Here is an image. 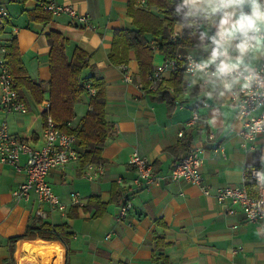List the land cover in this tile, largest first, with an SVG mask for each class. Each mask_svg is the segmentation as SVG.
<instances>
[{
    "label": "crops",
    "instance_id": "1",
    "mask_svg": "<svg viewBox=\"0 0 264 264\" xmlns=\"http://www.w3.org/2000/svg\"><path fill=\"white\" fill-rule=\"evenodd\" d=\"M56 2L87 16L88 23L94 27L82 25L66 13L51 15L45 23L30 21L27 10L37 6V0H0L8 12L0 37L16 41L27 74L43 82L46 89L50 78L46 40L49 31H58L67 39L68 58L75 48L88 53L81 76L93 75L104 80L105 120L111 130L101 150L102 161L97 163L102 166V172L91 180L84 175L86 164L81 165L79 157L49 172L48 182L65 205L64 213L49 211L45 205L38 204L33 193L27 199L14 196L16 187L26 179L25 154L20 155L18 170L0 163V264L8 256V238L21 235L28 225L37 226L38 220L54 225L65 223L70 237L65 244L16 241L13 249L18 245L20 251L16 264H28L20 262L24 259L23 241L54 245L58 250V264H264V235L256 234L264 221L247 222L239 208L229 214L228 202L219 204L212 196L204 195L197 185L166 177L191 147L202 144L200 172L206 184L212 189L245 186V168L264 171V134L245 141L239 132L222 131L219 125L215 129L189 125L192 112L202 105L183 96L169 111L164 101L144 91L132 53L126 63L131 81L123 80L120 65L110 64L107 54L113 31L132 28L127 14L131 0ZM144 9L163 17V12L155 7L147 5ZM164 58L154 49L152 66ZM171 74L165 73L162 80ZM18 93L26 112L6 113L0 108V122L5 120L9 133L39 148L43 143L45 121L41 113L47 103V92L39 104L26 89ZM87 109L88 95L83 93L73 107L74 116L68 125L78 126ZM209 131L212 138L207 137ZM134 150L145 156L154 173L162 177L148 189L133 183L135 172L128 159ZM77 151L80 156L84 149L77 147ZM71 192L79 195L81 207L86 205L89 196H99L106 204L102 215L93 217L94 209L82 210L71 201ZM123 194H127L132 208L118 221L117 210ZM74 205L76 215L69 217ZM38 208L45 210L44 218L36 215ZM156 236L163 237L164 247H156Z\"/></svg>",
    "mask_w": 264,
    "mask_h": 264
},
{
    "label": "trees",
    "instance_id": "2",
    "mask_svg": "<svg viewBox=\"0 0 264 264\" xmlns=\"http://www.w3.org/2000/svg\"><path fill=\"white\" fill-rule=\"evenodd\" d=\"M148 7H155L163 12L159 17L150 10L138 9L133 6V1L128 6L127 14L131 17V29H115L111 46L107 54L108 62L112 65L125 64L132 53L137 63L138 76L144 91L164 101L169 111L175 107L176 101H181V73L182 70L171 72L168 79L161 80L154 89L148 88L146 74L153 68L152 59L154 49H157L165 58H175L178 54L186 53L190 49L191 42L187 39H175L172 37L174 19L171 15V0H147ZM8 17V16H7ZM7 17L0 25L7 23ZM28 20L45 23L50 20L51 14L37 4L33 9L27 10ZM152 38V39H149ZM6 41L2 39L7 48L6 58L12 76V87L20 92L26 89L35 103H42L47 92V108L41 113L43 122L46 115L57 124L58 128L65 133L75 136L76 148L84 151L80 154L81 165L88 163H100L101 150L106 141L111 125L105 120L106 85L102 78L93 75L82 77L81 71L86 65L88 53L75 48L68 58L65 53L67 39L58 31L51 30L46 34L49 45L48 66L50 78L45 88L43 82H38L29 77L20 59V53L16 41L11 38ZM86 85L94 89L93 95L88 94ZM88 95V109L76 127H70L68 123L74 116L73 107L81 100V95ZM189 141V140H188ZM244 185L249 196L257 195L258 183L251 174V169L244 170ZM117 195V194H114ZM106 204L100 201L99 196L88 197L82 210L94 209L93 217L102 215ZM74 205L69 217L76 215ZM65 223L54 225L38 220V225H28L21 235L8 238V250L13 251V244L20 240L41 242H67L70 234ZM156 247L162 248L166 244L162 236L155 237ZM58 246V245H57ZM59 247V246H58ZM60 250V247H59ZM167 263V257H164Z\"/></svg>",
    "mask_w": 264,
    "mask_h": 264
},
{
    "label": "clouds",
    "instance_id": "3",
    "mask_svg": "<svg viewBox=\"0 0 264 264\" xmlns=\"http://www.w3.org/2000/svg\"><path fill=\"white\" fill-rule=\"evenodd\" d=\"M171 7L172 38L191 42L180 88L202 105L194 122L200 118L201 129L247 128V139L264 133V0H171ZM255 175L260 187L264 171ZM247 214L264 221V192ZM256 234L264 235V223Z\"/></svg>",
    "mask_w": 264,
    "mask_h": 264
},
{
    "label": "built area",
    "instance_id": "4",
    "mask_svg": "<svg viewBox=\"0 0 264 264\" xmlns=\"http://www.w3.org/2000/svg\"><path fill=\"white\" fill-rule=\"evenodd\" d=\"M132 1L135 8L144 9L147 6V0ZM37 3L51 15L66 13L80 24L90 28L94 27L88 23L87 16L78 14L74 8L68 5L59 4L56 0H37ZM7 16V10L0 4V25ZM6 53V45L0 37V108L6 113H25V104L18 91L12 87L13 80ZM184 55L185 53L178 54L175 58L171 59L164 58L160 63L156 64L152 70L146 74L145 79L149 83L148 88L154 89L167 72L180 69L183 72L184 67L182 58ZM170 65H174V68L170 67ZM120 67L122 69L123 80L125 82L131 81L127 64H121ZM86 88L88 94L93 95L94 89L89 88L88 85H86ZM46 108L47 103L45 105V109ZM193 112L188 124L198 126L200 124V118H197L196 122H194ZM249 134V129L247 128H243V131L239 132L243 140L253 141L254 139H247ZM252 135H254L255 138L259 134ZM212 136V132L209 131L207 137L212 138ZM41 137L43 142L41 147H33L27 141L9 133L5 120H2L0 122V163L10 164L18 170L20 155L25 154L26 179L16 187L13 192L14 196L17 199H27L29 194L33 193L38 204L45 205L49 211L64 213L65 205L55 194L48 182L47 176L51 170L62 168L70 161L78 159L79 153L75 145V136L60 130L51 117L46 115ZM203 150L204 146L202 144L191 147L182 158L174 163L166 177L170 180H182L197 185L204 195L212 196L219 204L228 202L227 213L229 214L234 213L235 208H239L247 222L260 221L259 217H257L256 220H249L247 212L251 207V203L258 198L259 192H264V182H261L260 187H257V195L255 197L248 195L245 186L216 187L212 189L211 186L203 181L200 172L202 162L201 153ZM128 164L135 172L133 183L138 188L142 187L143 189H148L162 178L154 173L151 162L136 150L132 151L129 155ZM101 172L102 166L100 164L88 163L86 164L84 175L91 180L95 175ZM255 172H259V170H251L252 176L258 183V177L255 175ZM69 196L71 201L77 206L81 207L83 205L81 198L76 192H71ZM131 208L132 205L127 194H123L117 210L116 219L118 221L123 220ZM36 215L40 218H44L46 212L44 209L38 208L36 210Z\"/></svg>",
    "mask_w": 264,
    "mask_h": 264
},
{
    "label": "rangeland",
    "instance_id": "5",
    "mask_svg": "<svg viewBox=\"0 0 264 264\" xmlns=\"http://www.w3.org/2000/svg\"><path fill=\"white\" fill-rule=\"evenodd\" d=\"M19 252H20L19 251V247L17 245L13 249V251L8 252V256L4 259V264H16L18 262L17 259H18V256H19ZM47 253H48L49 256L47 255ZM53 254H54L53 252L47 251L45 253V256H35V257H32V258L26 257L25 255L22 254L24 259L23 260L21 259L20 262L23 263L25 261V262H28V264H58L57 263L58 259ZM46 256H47V258H46ZM25 258H27V259H25ZM59 259H60V262H61L62 261L61 260V256L59 257Z\"/></svg>",
    "mask_w": 264,
    "mask_h": 264
},
{
    "label": "bare ground",
    "instance_id": "6",
    "mask_svg": "<svg viewBox=\"0 0 264 264\" xmlns=\"http://www.w3.org/2000/svg\"><path fill=\"white\" fill-rule=\"evenodd\" d=\"M47 251L53 252L54 253L53 255H55V257L58 259V250L54 245H34L31 242H25V241H23L22 245H21V252L26 257L45 256V253ZM47 255H48V253H47ZM46 258H47V256H46Z\"/></svg>",
    "mask_w": 264,
    "mask_h": 264
}]
</instances>
